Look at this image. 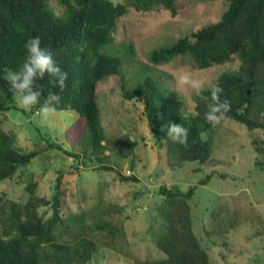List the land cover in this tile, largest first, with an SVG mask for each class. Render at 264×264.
<instances>
[{
    "label": "trees",
    "instance_id": "16d2710c",
    "mask_svg": "<svg viewBox=\"0 0 264 264\" xmlns=\"http://www.w3.org/2000/svg\"><path fill=\"white\" fill-rule=\"evenodd\" d=\"M53 1L63 6L62 14H56L50 5ZM124 1L131 2L138 13L158 7L170 12L173 18L178 14L179 0ZM225 1L229 8L218 23L191 33L169 48L154 51L151 59L162 64L189 55L201 70L237 61L238 69L224 73L218 80L223 89L221 100L227 99L231 104L226 121L264 134V0ZM127 8L128 4H115L111 0H0V114L16 108L14 97L18 95L9 90L3 68L17 69L27 55L25 42L39 36L42 47L50 49L61 70L68 73L63 92H59L54 77L37 79L36 86L43 93L41 104L57 92L62 97L57 112L72 111L79 116L70 133L72 151L56 143L48 144L46 150L57 149L73 159L77 156L84 166L97 162L101 170L117 173L123 182H138L135 174L125 176L111 155V152L133 153L138 143L127 134L118 138L106 135L98 102L102 81L124 82L121 60L101 50L113 43L118 22L127 14ZM202 94L208 96L210 91ZM122 98L144 104L148 127L159 141L158 147L166 150L168 167L215 163L211 159L214 136L226 121L212 127L205 119L207 103L200 96L195 98L193 116L181 113L182 102L176 94L159 92L151 80L137 90L122 88ZM39 107L33 106L34 111L38 112ZM6 121L0 118V184L12 179L41 153L19 152L16 137L5 129ZM170 121L189 129L188 147L168 139L166 128L161 130ZM254 141L259 145L257 138ZM135 167L132 163L131 169ZM261 167L264 170V165ZM62 179V176L57 179L50 199L37 194L39 184L34 178L26 186L29 195L26 203H17L4 195L0 198V264H92L101 247L134 258L128 251L130 241L124 222L116 218L122 215L124 207L100 200L94 210L67 215ZM209 179L199 185H206ZM196 189V185L185 192L174 187L160 188L165 199L160 214L163 224L153 235V242L164 256L154 261L137 260V264H212L194 230L189 201ZM41 207H50L52 217L45 219L40 214ZM88 217L90 223L86 221Z\"/></svg>",
    "mask_w": 264,
    "mask_h": 264
},
{
    "label": "rangeland",
    "instance_id": "374dc122",
    "mask_svg": "<svg viewBox=\"0 0 264 264\" xmlns=\"http://www.w3.org/2000/svg\"><path fill=\"white\" fill-rule=\"evenodd\" d=\"M111 1L128 4L127 14L118 22L113 43L101 51L121 60L124 82L102 81L98 102L106 135L118 138L127 134L138 143L133 153L113 155L111 152V155L125 176L135 174L139 181L123 182L117 173L101 170L97 162L84 166L77 156L73 159L57 149L47 151L48 144L54 143L72 151L70 133L79 120L78 114L59 111L45 122L33 107L31 110L21 108L16 95V108L0 114V118L7 120L5 129L16 137L19 152L41 153L12 179L0 184V198L4 195L6 199L26 203L29 198L26 186L34 178L39 184L37 194L50 199L57 179L62 176L67 215L94 210L101 204L100 200L124 207L122 215L116 218L124 222L130 241L128 251L134 258L101 247L92 264H137V260L154 261L164 256L153 242V235L163 224L160 214L165 199L160 195V188L174 187L185 192L196 185L195 195L189 201L194 230L210 254L212 264H264V170L261 167L264 165V134L260 130L250 132L235 121H226L214 136L211 156L214 164L185 163L181 168H170L166 150L158 147L159 141L148 127L144 104L122 98V88L137 90L151 80L159 92L178 96L182 102L181 113L195 115L197 94L192 89H177L175 75L181 70L189 71L203 82V91H210L224 73L236 71L239 63L201 70L189 55L162 64H155L151 56L156 50L169 48L191 33L218 23L229 3L179 0L178 14L173 18L170 12L158 7L138 13L131 2ZM50 5L56 14L63 13L59 2L53 1ZM132 163L136 166L134 170ZM208 177L206 185H199ZM39 211L45 219L52 217L50 207H41ZM86 221L90 223L91 219L88 217ZM218 231L220 233L215 234ZM208 232L213 233L207 235Z\"/></svg>",
    "mask_w": 264,
    "mask_h": 264
},
{
    "label": "clouds",
    "instance_id": "9594fccd",
    "mask_svg": "<svg viewBox=\"0 0 264 264\" xmlns=\"http://www.w3.org/2000/svg\"><path fill=\"white\" fill-rule=\"evenodd\" d=\"M27 53L24 62L15 70L3 68V79L8 81L9 90L19 95V106L26 110H31L33 106L40 105L38 113L45 122L49 121L57 112V105L61 102V95L53 92L44 99L41 104L43 93L37 88V79H43L46 75L54 77L59 89L63 92L66 88L68 73L62 71L54 58V53L42 47L39 36L30 37L24 44ZM177 89H192L207 103L205 119L212 127L220 125L229 119L228 113L231 111L230 101L221 100L220 96L223 89L218 85L212 86L210 95L204 96V84L195 78L189 71H179L175 77ZM186 118V117H185ZM167 129V137L172 142L188 147L189 129L182 123L169 122L162 127V131Z\"/></svg>",
    "mask_w": 264,
    "mask_h": 264
}]
</instances>
